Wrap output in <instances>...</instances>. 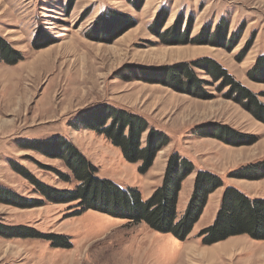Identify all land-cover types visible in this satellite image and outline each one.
<instances>
[{
	"label": "rangeland",
	"instance_id": "obj_1",
	"mask_svg": "<svg viewBox=\"0 0 264 264\" xmlns=\"http://www.w3.org/2000/svg\"><path fill=\"white\" fill-rule=\"evenodd\" d=\"M164 15L158 34L154 23ZM0 36L20 57L0 61V264H264V240L240 234L206 245L199 236L214 222L225 186L264 197V176H233L259 163L245 173H264V113L193 64L217 61L264 103V68H256L264 59V0H0ZM184 64L192 76L171 70ZM106 105L142 116L170 139L147 172L82 124ZM60 137L98 177L139 189L144 199L162 184L172 153L190 159L179 216L198 170L225 185L209 195L184 241L95 209L74 214L76 201L49 200L24 175L52 191L76 188L51 147ZM31 229L64 235L72 246Z\"/></svg>",
	"mask_w": 264,
	"mask_h": 264
},
{
	"label": "trees",
	"instance_id": "obj_2",
	"mask_svg": "<svg viewBox=\"0 0 264 264\" xmlns=\"http://www.w3.org/2000/svg\"><path fill=\"white\" fill-rule=\"evenodd\" d=\"M162 16L154 23V31L160 33L163 20ZM162 20V21H160ZM216 33V37L222 38L226 29ZM223 32V34H220ZM186 37V36H185ZM18 53L8 41L0 36V61L14 63L19 60ZM204 59L193 64L205 69L216 79L223 80L232 91L237 92L240 100L253 104L256 109L264 113V103L259 96L246 86L237 81L233 75L227 72L223 66L213 59ZM257 64L258 71L264 65ZM211 66V67H210ZM262 68H259L261 67ZM172 71H178L183 75H193L192 70L186 64L174 66ZM261 72V73H262ZM84 126L105 135L113 145L118 147L124 158L132 163H138L141 173L147 172L153 165L157 153L166 146L170 139L157 129L150 127L148 121L142 116L129 113L123 109H117L106 105L96 109L88 115V119L82 121ZM148 132L145 144L141 142L142 134ZM51 147L56 148V157L63 158L70 168L73 177L78 184L75 189H62L52 191L44 183L34 179L29 173H24L49 200L58 202H74L79 210L74 214H80L88 209H95L135 222H145L151 228L162 233H171L184 241L200 219L207 204L209 195L217 188L224 186V180L219 175L207 171L198 170L193 194L183 215H178V196L183 181L194 172V163L182 157L178 152L170 155L165 170L163 182L158 186L148 199H144L139 189L123 188L110 179L96 175L97 167L94 166L78 148L67 139L60 137L51 142ZM261 164H252L233 173L240 178H260L264 173L248 175L246 170L258 169ZM65 181H70L71 176L62 174ZM55 194V195H54ZM33 206V205H30ZM20 229V227H19ZM22 229V228H21ZM36 237L50 240L55 246L71 247L69 239L61 234H44L31 229ZM248 234L251 237L264 240V197H256L247 194L236 186H225L222 193L221 205L214 222L199 232L202 243L206 245L225 240L231 236Z\"/></svg>",
	"mask_w": 264,
	"mask_h": 264
},
{
	"label": "crops",
	"instance_id": "obj_3",
	"mask_svg": "<svg viewBox=\"0 0 264 264\" xmlns=\"http://www.w3.org/2000/svg\"><path fill=\"white\" fill-rule=\"evenodd\" d=\"M242 191H244L243 189H241ZM244 192H246V191H244ZM247 193V192H246ZM248 194V193H247Z\"/></svg>",
	"mask_w": 264,
	"mask_h": 264
}]
</instances>
